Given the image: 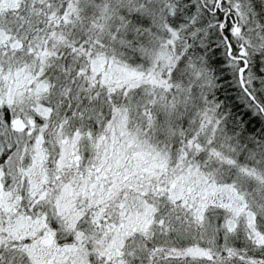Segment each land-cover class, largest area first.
I'll return each instance as SVG.
<instances>
[{
	"label": "snow or ice",
	"instance_id": "6c2138e0",
	"mask_svg": "<svg viewBox=\"0 0 264 264\" xmlns=\"http://www.w3.org/2000/svg\"><path fill=\"white\" fill-rule=\"evenodd\" d=\"M0 264H264V0H0Z\"/></svg>",
	"mask_w": 264,
	"mask_h": 264
}]
</instances>
